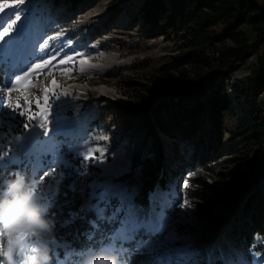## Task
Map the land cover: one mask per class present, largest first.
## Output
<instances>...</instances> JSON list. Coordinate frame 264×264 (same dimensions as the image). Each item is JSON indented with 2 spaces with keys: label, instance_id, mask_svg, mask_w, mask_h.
Instances as JSON below:
<instances>
[{
  "label": "rangeland",
  "instance_id": "obj_1",
  "mask_svg": "<svg viewBox=\"0 0 264 264\" xmlns=\"http://www.w3.org/2000/svg\"><path fill=\"white\" fill-rule=\"evenodd\" d=\"M144 1L26 0L24 5L11 6L10 0H0L5 4L0 12V29L15 18L16 12L22 16L16 30L0 42V195L5 193L6 180L22 176L35 193L47 198L49 217L55 221L50 235L27 240L23 249L13 253V261L0 256L3 264H27L29 257L43 247L48 250L50 264H82L85 257L109 249L118 264H264V236L253 227L258 200L259 215L264 218V143L250 140L262 123L259 118L253 125L255 115L250 110H262L264 93L249 91L250 86L255 87L264 45L223 78L229 107L222 120L223 141L218 146V157L211 159L212 171L204 173L201 166L190 165L194 158L191 141L195 137L201 138L211 151L217 148L206 114L198 115L195 130L188 135L191 140L173 138L174 134L168 135L154 126L160 151L158 161L159 156L150 155L155 151L154 139H147L141 132L130 136L131 125L123 120L132 124L136 118L147 117L154 124L151 108L160 102L179 101L188 112L207 98L209 88L202 99L184 97L179 90L168 91L169 88L151 84L147 79L175 70L170 60L184 49L191 34L182 28L177 38L166 37L144 19L136 20ZM175 1L163 0L168 9ZM253 1L264 7V0ZM227 18L224 14L210 27L217 34L219 50L232 46L224 33ZM237 36L243 43L254 41L251 28L245 24L238 27ZM42 44L44 48L40 47ZM207 57L214 66L220 62L216 52L207 53ZM62 59L64 64L60 63ZM43 60L49 63L30 72L17 85L31 100L30 106L21 101V110L30 107L32 112H38L37 105L44 104V89L52 88L53 80L57 87L48 93L46 119L37 118L25 129L27 117L4 107L7 94L3 89L11 86L16 75L28 71L31 64ZM221 77V72L213 71L201 81L208 83ZM143 88L153 94L149 106L143 105L148 100ZM18 96L21 92H14L13 100ZM170 97L173 98L169 101ZM39 123L51 129L48 137H43L44 129L35 127ZM44 139L60 147L71 167L63 163L56 164L52 171L37 167L36 155ZM85 154L89 155L88 161L83 159ZM251 157L256 162L250 168ZM144 159L152 164L158 161L165 178L163 190L157 192L160 188L155 187L156 192L151 195L144 194ZM182 161L187 164L184 172ZM105 164L127 169L113 183L134 189L133 200L140 217L156 228L163 222L167 225L163 232L144 229L134 233L132 239L112 240L119 217L116 221L100 220L92 229L88 216L96 219V213L88 208L87 186ZM236 170L241 173L239 181H225L218 175ZM85 171L89 175H84ZM197 177L206 178L212 189L204 190V200L190 201L185 198L186 185ZM207 198L216 201V205L209 206ZM185 200L191 206L180 209L179 204ZM119 207L120 201L113 198L105 215L110 216ZM70 212L79 213L81 218L65 225L63 221L71 219ZM103 228L110 232L102 233ZM6 244L0 239L5 253ZM135 254L143 256L133 259Z\"/></svg>",
  "mask_w": 264,
  "mask_h": 264
},
{
  "label": "trees",
  "instance_id": "obj_2",
  "mask_svg": "<svg viewBox=\"0 0 264 264\" xmlns=\"http://www.w3.org/2000/svg\"><path fill=\"white\" fill-rule=\"evenodd\" d=\"M71 1L72 3L78 2V0ZM224 14L228 17L224 25V33L231 39L232 46L219 50L216 47L217 34L211 31L210 27ZM138 18L144 19L145 22L150 24V27L158 29L161 35L166 37L173 36L177 38L182 32V28L191 34L184 49L170 60L171 66L175 70L173 72H162L147 78L151 81L150 83L162 84L167 89L169 88L168 91L179 90L182 96L193 95L201 99L206 90L208 88L209 90L207 98L194 104L188 112L182 108L179 101L178 103L169 102L167 104L160 102L151 108L154 124L147 117L136 118L137 121L132 124L126 118L123 121L131 125L132 133L130 136H135V133L141 132L147 139H154L155 151H151L150 155L156 154L159 156V161L160 151L154 126L168 135L174 134L173 138L191 140L188 135H192L194 132L198 115L206 114V119L213 131L214 144L217 148L211 151L209 145L203 142L201 138L195 137L191 141L194 158H192L190 165L194 167L197 164L203 168L204 173H209L213 169L211 159L215 160L218 157V146L223 141L222 120L229 107V100L223 88V78L236 71L238 63L251 58L258 48L264 45V7L253 0H176L171 2L170 9H168L165 7L163 0H145L137 13L136 20ZM242 24L250 27L254 34V41L250 44L241 42L237 36V29ZM210 52H216L220 57V62L216 66L207 57V53ZM213 71L221 72L222 77L217 81L210 79L208 83L201 81L205 75ZM254 83L255 87L250 86L249 91L252 94L255 92L264 93V53L263 57L259 59ZM142 91L148 97V100L143 101V105L149 106V99L153 98V94L147 88H143ZM172 98L170 97L169 101ZM250 114L255 115L253 125L256 124L259 118H262L259 129L251 134L250 140H260L264 143V106L261 111L251 109ZM250 118L252 119V117ZM250 118L248 120H251ZM145 147V145H141L142 149ZM158 161L152 164L150 160L144 159V163L147 164L145 165L146 172L143 184L144 194L152 192L155 187L164 188L165 178L164 174L161 173V165ZM255 162L256 158L251 157L249 160V163H252L250 168L254 167ZM182 164L181 168L184 172L187 164L183 161ZM218 175L225 181L229 179L230 182L241 179V173L237 170L234 173L218 172ZM204 179L206 178L197 177L190 180L186 186L185 198L190 201L204 200V190L212 189ZM206 203L211 207L216 205V201L208 198ZM257 203L254 206L255 215L257 216L254 218L253 227L264 236V227L262 226L264 218L259 215L260 201L258 200ZM88 218L95 219L93 215L88 216ZM74 228L78 230L77 227ZM79 230L83 231L84 229L79 228ZM102 230V233L110 232L108 228ZM142 256L135 254L132 258L137 259L142 258Z\"/></svg>",
  "mask_w": 264,
  "mask_h": 264
},
{
  "label": "snow or ice",
  "instance_id": "obj_3",
  "mask_svg": "<svg viewBox=\"0 0 264 264\" xmlns=\"http://www.w3.org/2000/svg\"><path fill=\"white\" fill-rule=\"evenodd\" d=\"M9 0H6V3ZM26 0H10V5H24ZM5 4L0 3V12L4 11ZM22 16L20 12H16L15 18L7 24V26L0 29V42L5 41V37H9L15 30L16 26L19 21H21ZM47 41L45 42V44ZM44 44L40 45L41 48H44ZM68 59H71L69 57ZM49 62L47 60H43L41 63H33L31 64V68L28 71H24L23 75H16L15 81L11 82V86L5 87L3 92L7 94V99L4 101V107L8 110H11L13 113L18 114L20 117H27V122H24L23 127L25 129L30 128V123L37 118L39 119H46V113L48 111V93L53 92L54 89L57 87V82L55 80L52 81V88H45L44 89V104H38L39 107L38 112H32L30 107L27 111L21 110L22 103L23 105H31V100L26 96L23 95V89L18 88V84L23 81L30 72L33 70L40 69L47 65ZM61 64L65 63V60H60ZM23 71V69L21 70ZM14 92H21V96H18L13 100L12 94ZM35 127L44 129L42 132L43 137L49 136V131L51 129L47 128L44 123H39L35 125ZM84 161L89 160V155L85 154L83 157ZM98 159V158H97ZM63 163L64 165L71 167L68 160L64 159V155L60 151V147L57 146L55 143L50 142L48 139H44L42 142L41 148L36 155V165L41 170L52 171L56 164ZM100 163L103 164L104 161L101 159ZM127 169L123 166H119L116 164H105L102 168V171L95 179L88 184V197L90 203L88 204L89 210H95L96 219H90L89 224L92 229H96L98 226V222L100 220L105 221H116L119 217L118 226L114 230L111 235L112 240H119L121 238L124 239H132L133 234L144 230V229H154L159 232H163L167 225L161 222L156 228L155 225L151 223L145 222L139 215L136 206L134 204V196L135 190H129L126 186L122 184L113 183L115 178L121 176ZM84 175H89L87 171L83 173ZM187 186V185H186ZM71 187V186H70ZM75 190L74 188L72 189ZM34 191V190H33ZM35 192V191H34ZM81 192H84V189H81ZM43 206L47 209V215L49 216V207L46 203V197L40 196ZM51 197V193L48 194V198ZM113 198H116L120 201L121 207L116 208L110 216H106V210L110 205V202ZM186 206L189 205L188 201L185 200L183 203L179 204L180 209H184ZM84 209L82 208L81 211ZM123 212L121 216L120 213ZM69 216L71 219L64 220L63 223L65 225H69L75 222L76 219L81 218L79 213L77 212H70ZM163 219V218H162ZM54 230V229H53ZM104 256H112L113 252L111 249L105 250L101 252ZM8 253L3 251V247L0 246V256L6 257ZM9 261V260H8ZM10 262V261H9ZM0 264H3V261H0Z\"/></svg>",
  "mask_w": 264,
  "mask_h": 264
},
{
  "label": "clouds",
  "instance_id": "obj_4",
  "mask_svg": "<svg viewBox=\"0 0 264 264\" xmlns=\"http://www.w3.org/2000/svg\"><path fill=\"white\" fill-rule=\"evenodd\" d=\"M54 227L55 221L47 215L41 197L24 177L5 181V193L0 195V239L7 241V260L13 261V253L23 249L27 240L48 236ZM50 259L43 247L29 257L27 264H50ZM82 264H118V260L97 253L85 257Z\"/></svg>",
  "mask_w": 264,
  "mask_h": 264
},
{
  "label": "bare ground",
  "instance_id": "obj_5",
  "mask_svg": "<svg viewBox=\"0 0 264 264\" xmlns=\"http://www.w3.org/2000/svg\"><path fill=\"white\" fill-rule=\"evenodd\" d=\"M98 93H99V92H98ZM168 188H169V187H168ZM151 202L154 203V199H151ZM160 208H161V207H160ZM148 223H150V222H148Z\"/></svg>",
  "mask_w": 264,
  "mask_h": 264
}]
</instances>
